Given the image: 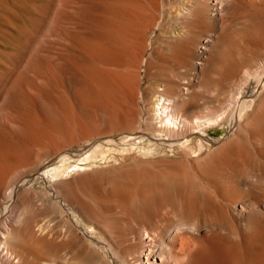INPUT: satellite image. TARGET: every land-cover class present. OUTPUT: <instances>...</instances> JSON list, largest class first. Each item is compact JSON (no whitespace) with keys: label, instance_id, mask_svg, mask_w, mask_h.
Segmentation results:
<instances>
[{"label":"rangeland","instance_id":"obj_1","mask_svg":"<svg viewBox=\"0 0 264 264\" xmlns=\"http://www.w3.org/2000/svg\"><path fill=\"white\" fill-rule=\"evenodd\" d=\"M185 1L0 0V245L15 232L0 264L53 260L62 239L31 241L30 228L63 224L67 209L76 262L264 264V0ZM154 87L179 117L226 102L229 115L240 91L258 106L231 136L222 124L171 146L133 135Z\"/></svg>","mask_w":264,"mask_h":264},{"label":"bare ground","instance_id":"obj_2","mask_svg":"<svg viewBox=\"0 0 264 264\" xmlns=\"http://www.w3.org/2000/svg\"><path fill=\"white\" fill-rule=\"evenodd\" d=\"M14 1V0H13ZM201 1H205V0H186V4L187 6H196L198 5ZM184 2V3H185ZM152 3V2H151ZM126 4V3H125ZM215 5V4H214ZM201 6V5H200ZM182 7V6H181ZM198 7V6H197ZM118 8V7H117ZM185 8V7H184ZM188 8V7H187ZM8 9V8H7ZM220 9V8H219ZM153 10V9H152ZM156 10V8H155ZM118 11V10H117ZM117 11H115V13H117ZM154 11V10H153ZM205 12V10L202 9V12ZM120 12V11H119ZM194 12V11H193ZM221 12V11H220ZM147 14V13H146ZM186 11H182V8H181V13L179 11V15L182 16V17H185L186 16ZM123 15V14H122ZM154 15V14H153ZM114 16V15H113ZM193 16V15H192ZM137 17V16H136ZM118 18V17H117ZM201 18V17H200ZM138 19V18H137ZM140 19V18H139ZM198 19V18H197ZM124 21V20H123ZM136 21V20H135ZM197 21V20H196ZM133 22V21H132ZM80 23V22H79ZM72 24V23H70ZM68 24V27L67 29H69L68 31H71V25ZM142 24V23H141ZM73 25V24H72ZM80 25V24H79ZM75 26V25H74ZM96 26V25H95ZM61 27V26H60ZM76 28L79 27V26H75ZM83 27V26H82ZM88 27V26H87ZM74 28V27H73ZM62 29H63V25H62V28L61 29H58V38H60V35H62ZM73 32H78V30H72ZM56 32V33H57ZM72 34H76L75 32ZM131 32V31H130ZM134 32V31H133ZM83 33V32H82ZM69 34V32H68ZM67 34V35H68ZM96 34V33H95ZM188 34V33H187ZM81 35V34H80ZM85 35V34H83ZM87 35V34H86ZM94 36V35H93ZM72 37V36H71ZM79 37V36H77ZM81 37V36H80ZM84 37V36H83ZM69 38V37H68ZM112 39V38H111ZM57 41H60V39ZM94 41V40H93ZM123 41V40H122ZM121 41V42H122ZM95 43V42H94ZM94 43H91V44H94ZM108 43V42H107ZM96 44V43H95ZM105 44V43H104ZM57 45V44H56ZM61 43L58 42V48H60L61 46ZM97 46V45H96ZM100 48V47H99ZM94 49H96L94 47ZM60 51V50H59ZM86 51V50H85ZM58 53V51H57ZM99 54V53H98ZM96 55V54H94ZM145 61V60H144ZM64 65V64H63ZM248 76V75H247ZM243 78V76H242ZM244 79V78H243ZM257 79V78H256ZM264 81V75L263 76H260L258 79H257V82H256V85H261V83H263ZM158 85V84H156ZM153 86V85H152ZM161 90L158 89V87H154L153 90H150V91H144L143 94H142V91L140 92V97H142V101L140 104V107H141V111L146 115V117H144V123L146 124L147 128L146 130H141L139 132H135L136 133H133V131H131V128H130V131L133 133V135H137V137L141 134H143V136H147L153 140H156V141H167L171 144L174 145V143H183L185 141H187L190 137L192 136H195L197 137L198 140L202 141V140H206V135H207V132L206 130L208 128H211V127H214V126H218V125H222V124H225L227 126V130H228V136L229 134L233 133L237 128L240 127V121H241V118L242 116L245 114V112L247 110H250V109H255V107L258 106V103L256 105V102L254 101V99H252V97H250L249 95H246L245 92H238L237 96L235 97L234 99V102L235 103V108L234 110L229 114V110L231 109L230 107L232 106L230 102H226L225 105L220 108L219 110H215L213 107V109H210V110H207L205 112H198V113H194V114H189L185 117H179L176 115L175 111H174V101L173 99L167 97V95H165L164 93H161L160 92ZM166 91V90H165ZM232 98V97H231ZM177 100V98H176ZM260 100V99H259ZM136 101V100H135ZM261 102H264L261 100ZM131 104V103H130ZM138 104V105H139ZM264 104V103H263ZM262 104V105H263ZM262 107V106H261ZM264 107V105H263ZM111 108V107H110ZM233 108V107H232ZM176 109V108H175ZM257 109V108H256ZM140 110V109H139ZM114 111V110H113ZM125 111V110H124ZM141 111L138 113H141ZM129 112V111H128ZM135 112V111H134ZM263 112V111H262ZM185 113V112H184ZM132 114V112H131ZM130 115V114H129ZM127 115V117L129 116ZM140 116V115H139ZM184 116V115H183ZM141 117V116H140ZM58 118V117H57ZM112 118V117H111ZM121 119V118H120ZM134 119V118H133ZM140 119V118H139ZM111 120V119H110ZM142 120V119H141ZM128 121H131V118L130 120L128 119ZM118 122V120H117ZM140 122V120H139ZM112 123V122H111ZM125 123V122H123ZM264 123V122H263ZM113 124V123H112ZM111 124V126H112ZM134 124V123H132ZM141 124V123H140ZM114 125V124H113ZM125 126V124H124ZM127 126V125H126ZM130 126V124L128 125ZM261 126V125H260ZM123 128V127H122ZM143 128V127H142ZM128 129V128H127ZM126 131V129H124ZM123 130V132H124ZM133 130V129H132ZM119 131V130H118ZM230 132V133H229ZM107 133V132H106ZM120 135H122V137H124V133H120V131L118 132ZM130 133V132H128ZM131 134V133H130ZM230 134V136H231ZM234 134V133H233ZM232 134V135H233ZM99 135V134H97ZM108 135V134H107ZM133 135H131L133 137ZM102 136V135H101ZM139 136V137H140ZM100 136H98L99 138ZM104 137H109L108 136H104ZM121 137V136H120ZM129 137V136H128ZM193 138V137H192ZM249 138V137H248ZM96 139V137H95ZM233 139V138H232ZM152 140V141H153ZM207 141V140H206ZM264 142V141H263ZM188 143V142H187ZM201 143V142H200ZM199 143V144H200ZM155 144V143H154ZM160 144H163V142ZM165 145V144H164ZM188 145V144H187ZM168 146V145H167ZM172 146V145H171ZM181 148V147H180ZM201 148V147H200ZM61 149V148H60ZM104 151V150H103ZM55 152V151H54ZM64 151H58L57 153L54 154L55 157H57L58 155H60L61 153H63ZM81 152V151H80ZM97 152V151H96ZM65 157V156H64ZM84 157V156H83ZM59 158V156H58ZM57 160V159H56ZM119 168V167H118ZM133 168V167H132ZM143 168V167H142ZM123 170V169H122ZM122 170H118V172H122ZM128 170V168H127ZM120 172V173H121ZM129 172V171H128ZM124 173V172H123ZM122 173V174H123ZM156 173V172H155ZM171 173V172H170ZM118 174V173H116ZM212 174V173H211ZM34 175V174H33ZM155 175V174H154ZM178 175V174H177ZM116 176V175H114ZM157 176V175H156ZM159 176V175H158ZM163 176V175H162ZM120 177V176H119ZM179 177V175H178ZM125 178V177H124ZM169 178V177H168ZM176 178V177H175ZM119 179V178H118ZM180 179V178H179ZM25 181V180H24ZM123 181V180H122ZM218 182V181H217ZM167 183V182H166ZM165 183V184H166ZM211 183V182H210ZM152 184V183H151ZM172 184V183H171ZM180 184V183H179ZM215 184V183H214ZM217 184V183H216ZM141 185V184H140ZM229 185V184H228ZM235 185V184H234ZM124 186V185H123ZM178 186V185H177ZM21 185H17L16 187L14 188H11L9 192H7L6 194V198H5V203L6 204V209H8L10 207V204H11V200L13 198H15V196L18 194L19 190L21 189ZM110 187V186H109ZM114 187V185H113ZM182 187V186H181ZM183 188V187H182ZM213 188V187H212ZM225 188V187H224ZM115 189V188H114ZM140 189V188H139ZM181 189V188H180ZM107 190H108V187H107ZM179 191V190H178ZM105 192V191H104ZM137 192V191H136ZM135 192V193H136ZM176 192V191H175ZM71 193V192H70ZM106 193V192H105ZM108 193V192H107ZM114 193V192H112ZM177 193V192H176ZM3 194V197H5ZM61 194V193H60ZM137 194V193H136ZM231 194V193H230ZM113 195V194H112ZM131 195V194H130ZM135 195V194H134ZM220 196V195H219ZM107 197V196H106ZM134 197V196H133ZM132 197V198H133ZM46 198V197H45ZM219 198V197H218ZM137 199V198H136ZM231 199V198H230ZM4 200V198H3ZM55 201L54 204L58 205L59 209L57 210H60L61 209V212L63 209V207L60 205L61 203L60 202H56L58 201L56 197L52 196L51 197V201ZM134 200V199H133ZM2 201V200H1ZM77 201V200H76ZM224 201V200H223ZM226 201V200H225ZM228 205H229V202H228ZM231 205V204H230ZM227 207V206H226ZM76 208V207H75ZM231 208V207H230ZM60 212V213H61ZM191 212V211H189ZM9 213V211H4V215H7ZM66 213V212H65ZM194 213V212H193ZM70 214V215H69ZM71 214L72 212L68 211L67 209V214L66 216H68L66 219H64L63 221V224H58L57 226L54 224V225H51L49 223H47L49 221V218H48V221L47 222H44L43 223H38L36 225H32L31 228H30V233H29V238L30 240L32 241L33 239H41V240H46V239H51L53 241H56V240H61L62 239V243L60 246H56V249H55V258L53 260H40L39 257H38V254L36 252H33L32 256H31V262L32 264H84L83 262H76L73 260V257H70L69 254H68V250H67V247H68V244H66L68 242V240H71V235L74 236L75 238V235L74 233L75 232H79L78 231V224L73 221L71 219ZM75 214V213H74ZM167 216V215H166ZM51 222V221H50ZM29 223V222H28ZM33 224V223H32ZM27 228H29V226H27ZM8 231V230H7ZM143 233H138L137 234V239L139 240V242L141 243V247L142 245H144L145 242H148L150 240L149 238V234L146 230L143 229ZM6 232V230H5ZM15 233V232H14ZM13 230L12 231H8L6 232L5 234V237H2L3 238V242L1 243L0 247H3L4 249L2 250H5V248L7 247V244H8V236L13 234ZM21 233V232H20ZM4 234V233H3ZM17 234V233H16ZM82 236L85 235L84 232H81ZM18 235V240H19V243L18 241L16 243L20 244V235ZM16 235V236H17ZM3 236V235H2ZM20 236V237H19ZM136 236V235H135ZM239 236V235H238ZM134 237V236H133ZM85 238V237H84ZM244 239V238H243ZM2 241V240H1ZM0 241V242H1ZM12 241V240H11ZM67 241V242H66ZM64 242V243H63ZM96 244H102L104 247L106 246V248H111V246H109L108 244H103V241L101 238L97 239V241H95ZM28 243V241H27ZM26 243V244H27ZM71 242H69V245H70ZM17 244V245H18ZM29 244V243H28ZM12 245V244H11ZM15 245V244H14ZM101 245V246H102ZM10 246V245H8ZM13 246V245H12ZM19 246V245H18ZM18 246H15L16 248ZM26 247H28V245H25ZM9 248V247H8ZM20 248L22 249H25V247H23V245H20ZM123 248V247H122ZM8 252H9V249H7ZM25 251V250H23ZM150 251V250H149ZM148 251V252H149ZM201 252V251H200ZM259 253V252H258ZM5 254V253H4ZM20 254V253H18ZM27 254V253H26ZM260 254V253H259ZM19 261V260H18ZM17 262V261H16ZM11 263V262H10ZM163 263V260L161 259H157L156 256H154L153 254L150 253H147L145 255H143L142 253L138 254L137 257L135 258H127L125 262L121 263V264H162ZM17 264V263H15ZM97 264H114L112 261H107L105 263H97ZM164 264V263H163ZM167 264H171V263H167Z\"/></svg>","mask_w":264,"mask_h":264}]
</instances>
